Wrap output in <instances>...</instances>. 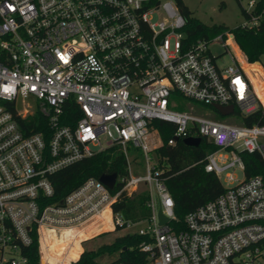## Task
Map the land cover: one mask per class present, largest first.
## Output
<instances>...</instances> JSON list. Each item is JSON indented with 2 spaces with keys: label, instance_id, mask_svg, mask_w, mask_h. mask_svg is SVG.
Here are the masks:
<instances>
[{
  "label": "built area",
  "instance_id": "2783aa9c",
  "mask_svg": "<svg viewBox=\"0 0 264 264\" xmlns=\"http://www.w3.org/2000/svg\"><path fill=\"white\" fill-rule=\"evenodd\" d=\"M186 25L175 0H0V264H29L35 236L41 262L50 253L58 261L47 264H71L80 233L102 234L104 217L114 229L145 224L135 233L150 238L141 245L146 264H264V177H249L243 158L257 154L264 163V124L200 112L233 106L221 116L243 120L263 104L230 51L233 34L191 43ZM214 44L225 48L230 65L212 53ZM180 98L197 107L174 110ZM66 106L78 109L74 125L61 124ZM37 112L49 118L47 132L30 129ZM155 120L175 127L170 145L194 137L216 147L205 171L225 191L188 213L182 228L161 176ZM114 146L128 174L113 189L90 178L55 197L54 174ZM130 148L143 153L145 175L134 173ZM142 190L148 218L133 222L114 212L124 192ZM93 223L96 230L85 232ZM65 235L58 255L48 241Z\"/></svg>",
  "mask_w": 264,
  "mask_h": 264
},
{
  "label": "trees",
  "instance_id": "16d2710c",
  "mask_svg": "<svg viewBox=\"0 0 264 264\" xmlns=\"http://www.w3.org/2000/svg\"><path fill=\"white\" fill-rule=\"evenodd\" d=\"M175 1L186 19L185 32L191 43L202 40L209 42L219 35H225L227 32L233 34L247 61L253 65H248L232 38H230L229 44L236 49L238 58L251 77L256 93L264 105V71L258 64L264 56V0L256 2L251 11L242 8V15L247 25H241L231 31H228L224 26H205L193 17L192 12L184 6L181 0ZM204 108L214 109L212 106ZM77 116L78 109L76 107L66 106L61 124L74 125ZM28 122L30 129L34 133L47 132L50 126L49 118L39 112L35 113ZM21 124L23 125L24 122ZM242 124L245 126L264 124V109L262 105L256 112L244 118ZM152 125L158 129L162 140V145L156 150L161 164L164 165V171L161 176L174 199L176 218L182 228L184 227V218L188 213L215 200L225 191L221 181L214 174L205 171L206 157L215 151L216 147L205 139H202L198 147L186 145L183 139L176 141L174 145H170L169 141L174 138L175 127L159 120L153 121ZM46 141L49 142L47 135ZM243 158L249 177H264V163L259 155L244 154ZM114 173L119 177L128 174L126 158L118 146L111 147L91 158L72 164L54 174L51 180L56 191L55 197L66 196L90 178L100 179L103 175ZM148 200L149 194L145 190L131 195L124 192L117 203L114 204L113 210L116 214L123 215L127 220L139 222L148 218L151 214L147 206ZM95 228L97 226L94 223L90 224L86 227V232H92ZM101 230L105 231L108 229L102 227ZM121 230L123 228L117 227L114 231L118 232ZM110 233L105 232L100 236ZM92 236L93 234L86 235V239L88 240ZM54 238L55 236L51 239ZM149 242L150 238L147 236L127 233L116 237L111 244L103 245L97 250H85L81 256V244L76 242L68 254H73V260L78 259L80 256L77 261L71 264H146L148 255L142 251L141 245ZM57 246H59V243ZM28 254L29 264H41L37 236H35ZM103 256L111 257L112 260L108 263H102L98 259ZM45 259L46 256H43V264H45Z\"/></svg>",
  "mask_w": 264,
  "mask_h": 264
},
{
  "label": "rangeland",
  "instance_id": "374dc122",
  "mask_svg": "<svg viewBox=\"0 0 264 264\" xmlns=\"http://www.w3.org/2000/svg\"><path fill=\"white\" fill-rule=\"evenodd\" d=\"M184 6L189 8V10L192 12L193 17L198 19L202 24L208 27L212 26H224L227 28L228 31H231L241 25H244L246 23L244 16L242 15V8L251 11V3H256L260 0H181ZM234 43L235 41L232 40ZM230 51L235 54L236 56L237 51L236 49L229 44ZM212 53L215 56L223 55V60L221 63L225 65H230L231 61L230 58L224 54L225 48L220 46V44H214L211 47ZM261 67H263L264 70V56L261 59ZM180 106L179 108H174V110L177 111H184L188 110L190 106L197 107V105L194 102H191L187 99L180 98L176 99ZM264 108V105H263ZM201 113H209L211 117H216V119L220 120H226L229 123H235V124H242V119L239 116L235 117H222L219 114H215L212 112V110L207 108H200ZM157 138V136H154ZM264 142V140H262ZM159 144V141L156 140V145ZM130 156L132 160L133 170L135 174L145 175L146 174V159L143 155V153L140 150H136L134 148H130ZM151 156H154V153L150 154ZM152 164L154 162L152 161ZM101 227H103L101 225ZM107 227V226H104ZM109 227L111 228V225L109 223ZM145 227V224L135 225L132 228L129 229H123L121 231L115 232L114 230L108 231L111 232L110 234H106L104 236H93L90 237L88 240L85 238V242L82 243L83 252L85 250H97L103 245L111 244L116 237L123 236L127 233H135L140 228ZM96 230V229H95ZM107 232V231H106ZM105 233V232H103ZM102 233V234H103ZM81 234V233H80ZM82 252V253H83ZM82 254H80L81 256ZM80 258V257H79ZM102 263H108L112 259L108 256H103L98 259ZM40 263L41 257H40Z\"/></svg>",
  "mask_w": 264,
  "mask_h": 264
},
{
  "label": "water",
  "instance_id": "95a60500",
  "mask_svg": "<svg viewBox=\"0 0 264 264\" xmlns=\"http://www.w3.org/2000/svg\"><path fill=\"white\" fill-rule=\"evenodd\" d=\"M214 108L220 113L222 116H229L234 112L233 106H220V105H214ZM202 139L201 138H187L184 140V143L188 146L198 147L201 144ZM118 175L116 173L110 174V175H103L100 178V181L105 184L108 188L113 189L115 187V183L117 180ZM159 223L160 225L167 224L170 220L169 218L165 217L162 213V210H159Z\"/></svg>",
  "mask_w": 264,
  "mask_h": 264
},
{
  "label": "bare ground",
  "instance_id": "6f19581e",
  "mask_svg": "<svg viewBox=\"0 0 264 264\" xmlns=\"http://www.w3.org/2000/svg\"><path fill=\"white\" fill-rule=\"evenodd\" d=\"M107 218L104 217V223L102 224V226H103V228L109 230L110 227H109V222H108ZM104 226H107V227H104ZM85 232H86V229H85ZM52 237L53 236H51V238ZM85 238H86V235H83L82 232H81V234L79 235V239H78L77 242H81L82 240H85ZM67 239H68V235L63 236L62 239H57L55 237L54 239L49 240L48 241V244L51 246L52 250L56 254L60 255V254H62V250H64L65 249V246L67 245ZM58 243H59V246L56 247V245ZM68 257L69 258H72L73 257V254L72 253L68 254ZM47 258H50V261H58V258L56 256H53V255H51L49 253L48 254V257H46V259H45V264H47Z\"/></svg>",
  "mask_w": 264,
  "mask_h": 264
},
{
  "label": "crops",
  "instance_id": "0c3cea01",
  "mask_svg": "<svg viewBox=\"0 0 264 264\" xmlns=\"http://www.w3.org/2000/svg\"><path fill=\"white\" fill-rule=\"evenodd\" d=\"M235 45L237 46V48H238V50L240 51V53L243 55V57L245 58V60H246V62L248 63V65H253V64H250L248 61H247V58H246V56H245V54L241 51V49L239 48V46L237 45V43H236V41H235ZM254 64H257V63H254ZM258 64L261 66V62H258ZM262 69H263V67H262ZM264 71V70H263ZM111 230H114V228L111 226V228H109V230H106L107 232L108 231H111ZM106 231H104V232H106ZM81 247H82V245H81ZM82 252H83V247H82V251H81V253L80 254H82ZM80 257V256H79ZM79 257H78V259H79ZM78 259H76L75 261H77Z\"/></svg>",
  "mask_w": 264,
  "mask_h": 264
}]
</instances>
